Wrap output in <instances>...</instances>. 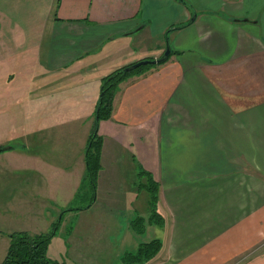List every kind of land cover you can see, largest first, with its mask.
I'll list each match as a JSON object with an SVG mask.
<instances>
[{
    "label": "crops",
    "instance_id": "0c3cea01",
    "mask_svg": "<svg viewBox=\"0 0 264 264\" xmlns=\"http://www.w3.org/2000/svg\"><path fill=\"white\" fill-rule=\"evenodd\" d=\"M167 44L98 124L92 195L101 78ZM14 54L32 84L8 99L21 109L15 136L0 111V262L8 233L49 231L68 212L75 228L55 231L48 255L66 242L68 264H114L138 244L128 223L147 203L145 170L165 216L162 259L148 264H264V0H0V85ZM76 201L90 204L68 209Z\"/></svg>",
    "mask_w": 264,
    "mask_h": 264
},
{
    "label": "trees",
    "instance_id": "16d2710c",
    "mask_svg": "<svg viewBox=\"0 0 264 264\" xmlns=\"http://www.w3.org/2000/svg\"><path fill=\"white\" fill-rule=\"evenodd\" d=\"M169 56L170 54L160 63L166 61ZM152 65L154 64L143 65L131 71H124L125 66H122L101 78L100 92H102V96L96 103L94 126L88 138L85 154L84 180L88 181L89 191L92 195L95 193L96 180L101 165L102 139L98 133V124L111 114L112 101L118 83ZM95 115H97L96 118ZM135 184L138 190H144L148 194V199L144 209L145 215L136 214L133 219L129 220L131 232L138 239V244L134 250L125 251L121 254L119 260L122 264H142L151 261L157 257L163 247L162 232L165 229V216L157 205L158 182L151 176L150 172L140 170ZM58 224L59 221H55L51 229L46 232L29 233L24 230L11 232L8 235L10 238L9 245L0 264H60L47 255L48 244L55 235ZM153 225L157 226V232L155 231L156 228L151 230Z\"/></svg>",
    "mask_w": 264,
    "mask_h": 264
},
{
    "label": "rangeland",
    "instance_id": "374dc122",
    "mask_svg": "<svg viewBox=\"0 0 264 264\" xmlns=\"http://www.w3.org/2000/svg\"><path fill=\"white\" fill-rule=\"evenodd\" d=\"M43 1H47V0H43ZM42 7H43L42 3H40V5L37 8L40 10V9H42ZM14 58H18V55H15V54L13 55V58H12V61H11V66H10L12 69H14L15 78L13 80H11L10 82H7L8 75L5 74V77L2 79L5 84L4 85H0V111H3V112L5 111V115L6 116L7 115L10 116L9 118L11 120L12 127H13L12 136H15L17 134V132H18L17 126H19L21 124L22 115H21V109H19L18 106H16L14 103L9 101L8 99H12L15 96L21 97L23 90L26 89L25 87H27V86L32 84L30 82V79H29L28 75H27L28 70H24L23 69L24 65L25 66L27 65V62H21L19 60H15ZM5 61H9V60H5ZM5 66H7V63H5ZM2 69L4 70L5 68H2ZM0 73H1V70H0ZM10 73H13V72L11 71ZM8 83H9V85L7 86L6 84H8ZM119 83H118V85H119ZM0 84H2V81L0 82ZM0 117H2V116H0ZM133 176H134V174L130 175V177H133ZM143 193L144 194H143L142 198L144 199L145 192L143 191ZM89 204H90V201H87L85 204L82 201H76L75 203L71 204L70 207H73V208L74 207H76V208L80 207V208L84 209V208H87ZM144 209H145V206L141 207L140 208L141 212L137 213V214L145 215L144 214L145 213ZM72 212H76V211L73 210ZM135 216H136V214H135ZM135 216H133V218ZM67 218L71 219V220L69 221V220H67ZM76 221H77L76 220V216L66 212L65 215L62 218V221H61L62 225L60 224L61 227L59 225L57 230H56L57 236L62 235V238L65 240L66 235L70 232V230H67V229L70 228V227H73V229H74L75 225H76ZM65 223L67 224V229H65V227H66ZM6 225H7L6 222H4L3 224H0V229H4L2 227H6ZM129 227H130V230H131L130 224H129ZM2 231H6V230H2ZM16 231H18V230H16ZM10 233H8V235ZM6 236H7V234H6ZM2 238L3 237H1V239H0V241H1L0 245L2 246L0 248V250H2L3 247H4L2 245L3 244ZM6 238H7V240L10 241L9 236H7ZM135 238H136V236H135ZM55 244H56V246L53 248L52 252L50 251L52 257L50 255H48V253H47V255L50 258L57 260L60 264H68V261H70V260L68 259L69 258L68 257L69 253H68V249H67V246H66V242H65L66 251H64V248H63L62 251L58 250L57 249L58 248L57 242ZM127 245L133 246L134 245V240H133V242L132 241H130V242L128 241ZM1 253L2 252H0V257L2 256ZM121 254H123V253L120 252L119 255L121 256ZM54 257H56V258H54ZM158 257L160 259H162L161 258L162 256L160 257V255H158L155 259H152L151 261L158 260L159 259ZM151 261H148V262H145V263H142V264H148ZM114 264H122V263L118 259V260H116L114 262Z\"/></svg>",
    "mask_w": 264,
    "mask_h": 264
},
{
    "label": "water",
    "instance_id": "95a60500",
    "mask_svg": "<svg viewBox=\"0 0 264 264\" xmlns=\"http://www.w3.org/2000/svg\"><path fill=\"white\" fill-rule=\"evenodd\" d=\"M170 54V47L168 46V44L165 47L164 52L162 53V55L158 58H151V59H141L138 60L132 64H129L127 66L124 67V71H131L133 69H136L140 66L143 65H148V64H155V63H160L162 60H164L168 55ZM102 96V92L99 93L98 99H100ZM96 114H97V110H96ZM97 117V115H95V118Z\"/></svg>",
    "mask_w": 264,
    "mask_h": 264
}]
</instances>
